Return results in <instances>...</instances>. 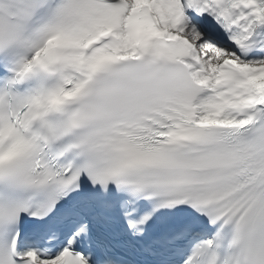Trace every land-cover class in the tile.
I'll use <instances>...</instances> for the list:
<instances>
[{
  "label": "snow or ice",
  "instance_id": "1",
  "mask_svg": "<svg viewBox=\"0 0 264 264\" xmlns=\"http://www.w3.org/2000/svg\"><path fill=\"white\" fill-rule=\"evenodd\" d=\"M0 264H264V0H0Z\"/></svg>",
  "mask_w": 264,
  "mask_h": 264
}]
</instances>
